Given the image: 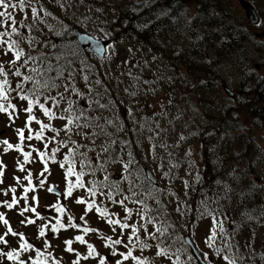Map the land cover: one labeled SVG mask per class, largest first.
<instances>
[{
  "label": "snow or ice",
  "instance_id": "6c2138e0",
  "mask_svg": "<svg viewBox=\"0 0 264 264\" xmlns=\"http://www.w3.org/2000/svg\"><path fill=\"white\" fill-rule=\"evenodd\" d=\"M49 3L65 13H69L73 6V0H49ZM155 3L156 0H133L131 11L151 9ZM171 11L170 7L162 9L157 19L169 16ZM181 15L185 17V25L191 28L192 21L184 13ZM171 18L177 24V33L184 35L179 31L178 17L173 15ZM199 18L197 14L195 19ZM208 18L211 22L218 20L219 16L213 11ZM89 19L84 17L83 21L77 19L76 22L86 25ZM52 20H56L58 26H54ZM69 27L45 6L43 0H0V114L7 117L8 127H13L21 115L24 117L23 126L14 128L17 143L13 144L7 138L0 139V185L5 183L7 168L2 157L10 151L18 154L17 170L23 174L22 177L13 176L14 186L0 187V194L6 197L0 201V208L6 210L0 211V225L4 228L0 234V264H156L157 260L161 264L165 261L167 264H195V260H200L201 264H249V261L255 264L253 258L257 255L264 264V252L257 254L254 248L256 228L253 227V222L257 227H264V205H261L258 216L243 211L239 221L224 210V205L230 204L234 193L239 197L238 206L246 209L251 197L264 193V177L253 179L246 190L241 188L236 192L233 184L242 185L251 173L241 172L238 166H233L228 173L231 183L214 181L219 186L218 190L214 187L212 195L205 194V199L199 202L191 227L188 224L182 226L189 235L181 233L172 215L175 213L182 218L191 215L193 206L188 203V192L203 181L200 166L193 159L191 145L180 159H177V150L188 144L190 138H198L203 130L196 126L197 130L192 131L190 125L195 121L190 119L185 121V131L179 133L174 143H169L168 133L170 129L175 131L187 111L201 115L199 110L195 107L180 108L169 94L167 100L160 103L158 111L138 117L134 106L139 105V97L146 98L150 94L155 98L164 77L146 79L143 70L149 66L148 61L132 63L125 59L122 63L131 67L122 71L120 76L113 77L117 89L114 93L107 80L109 73L89 63L88 58L82 56L83 49L78 44L64 42ZM139 27H147V23ZM100 31L104 32V29ZM104 35L109 36L110 33L104 32ZM212 35H220L216 44L223 47L227 36L223 35L222 25H217L212 31L202 29V34L197 35L193 42L194 46L200 50L205 37ZM79 39L91 41L95 38L81 36ZM93 51L105 53L101 60L109 63L115 55L113 43L104 48L99 40L93 45ZM128 51L133 50L129 48ZM175 54L180 55L181 49L177 48ZM155 59L153 57V62ZM205 62L216 63L211 59ZM134 68L141 71L133 72ZM222 70L231 71V63L225 62ZM123 76L127 77V83L120 79ZM180 79L183 80L182 75ZM167 83L173 85L175 79L169 76ZM205 83L200 79L190 86L197 88ZM121 85L123 93L131 98L130 104L123 109V101L117 100ZM238 99H233V103ZM146 106L153 108L152 103L146 102ZM173 107L176 112L170 114ZM121 109L123 115L118 114ZM233 117L238 120L239 114L233 113ZM162 121L165 122L164 127L161 126ZM248 128L238 123L233 135L231 129L220 125L218 136L215 130L206 133V136H216L223 142L210 145L209 153L214 154L218 147L234 142L236 136L246 133ZM145 132L147 136H144ZM247 139L255 145L256 151V157L248 166L251 168L264 157V147L252 137ZM33 141L37 144H32ZM145 141L147 149H144ZM204 147L201 144V150ZM137 150H142L140 159L137 158ZM235 155L243 158L240 153ZM142 161H151L155 165V170L160 172L159 180L167 182L163 187L151 174L144 173ZM213 163L222 166L223 157H218ZM35 164L40 167L34 181V173L28 166ZM52 166L62 170L63 190L58 186H48ZM181 167L185 168V176H191L192 181L179 176ZM177 179L184 186L183 196L172 187ZM18 189L22 194L17 195ZM40 190L60 198L46 206L47 215H42L39 210ZM78 192L81 194L77 195ZM9 194L10 199L7 198ZM63 201L82 207L78 221ZM7 211H15L22 217L21 225L36 228L39 246L29 242L23 232L13 229L6 218ZM89 214L105 222L112 235L88 226L86 217ZM204 219L210 220V227L201 243L209 251L201 248L194 239L197 221ZM244 227L252 233L245 244L249 250L247 257L241 254L236 239ZM69 230L79 234L65 238L61 244L51 242L59 240L62 231ZM90 234L98 236L106 253L86 239ZM74 243L83 246L84 251L73 247ZM57 248H61V252L70 259L66 261L64 255L58 256ZM153 249L155 251L151 255L145 254ZM190 249L197 253L195 257Z\"/></svg>",
  "mask_w": 264,
  "mask_h": 264
},
{
  "label": "rangeland",
  "instance_id": "374dc122",
  "mask_svg": "<svg viewBox=\"0 0 264 264\" xmlns=\"http://www.w3.org/2000/svg\"><path fill=\"white\" fill-rule=\"evenodd\" d=\"M105 5L95 6L94 3L87 4L85 2L80 3V0H73V6L69 10V13L63 12V16L66 17L67 20H63L62 17L59 20L64 21V23L67 22H73L75 23L74 26L77 28V26H82L83 30L86 32H89L90 34H96L98 37L107 39L109 36H105L104 32H108L111 34L108 23L106 21H110L114 13L111 11V9L107 6V3H121L123 4L126 2V0H105ZM129 2L131 0H128ZM250 3H252L257 11V14L259 15V23L252 24L249 22L248 15L246 14V10L244 6L241 3V0H187L188 6L191 8V14L193 16L196 15V8L197 5L202 6L204 10L205 5H214L219 6L220 9L225 10L228 9V16L229 19L235 23L237 30L234 29V32L231 31L229 34L234 35L235 41L231 42L232 45L224 44L223 47H218V65H217V74H218V86L215 87L216 89H212L209 92V97L204 95L199 99L197 95H194L189 87L186 86L182 81L185 77H183V80L180 79L182 72L181 71H162V65L166 64L167 59L165 56L160 55L159 53L153 52L149 47L146 49L143 48L140 44L136 43H117L114 44L115 47V55L112 57L111 62H107L104 60H99L97 55L91 56L92 64L97 65L100 71L104 72L107 71L109 75L107 76V80L109 81V86L112 87V90L114 93L117 92V89L115 88V80L113 77L120 76V73L122 71H127L128 68H130L129 65H124L122 61L124 54L126 53L127 59H130L132 63H135L136 61H148L149 66L147 68H144L143 70V76L146 79H154L156 76L164 77V79L161 81V88L157 92L156 97L153 98L150 94L145 98L143 96L139 97V105L134 106V111L136 112V115L139 117L141 115L147 114L151 115L153 110H159V106L161 102H164L167 100L168 95L171 94L177 90L178 93L186 92L188 93L184 98L181 99V97H176L175 101H177V106H179L182 109H190L192 107H195L199 110V113L201 115H195L192 111H187L183 121H189L190 119H194V127L195 126H201L205 125L208 126V119L212 114H217V110L219 111L223 106L230 105L235 109V113L239 114L240 123L243 125L249 126L248 131L244 134L238 135L236 141H238V144L236 145L237 152L232 151L229 154L230 160L228 161V166L232 168L235 164L238 166V170L241 172H250L251 175L248 176V178L244 181L246 183H250L253 179L260 180L261 177H264V157H262L255 167L249 168V164L253 161V159L256 157V151H255V145L248 142L247 134L249 137H252L261 147H264V0H246ZM45 6L50 11L62 12L59 7L55 6L53 3H49V0H43ZM122 7H125V5H120ZM89 8H91V11H89ZM188 8V7H186ZM96 9H102V12H97ZM203 16L207 18V16L202 12ZM84 17H88L89 22L85 25L84 23H77V19L83 21ZM18 19L21 17L18 15ZM54 26L57 25L56 20L51 21ZM81 27V28H82ZM104 29V32L100 31V29ZM228 34V30H225ZM223 30V33L225 32ZM184 38V37H183ZM182 38V39H183ZM220 35H218V40L220 39ZM54 39V38H53ZM56 40V39H54ZM215 42V41H214ZM131 48L133 51L129 52L128 49ZM212 49H209L211 51ZM208 51V50H207ZM153 57H155V61L153 62ZM225 62H230L232 65V70L229 72L223 71V66ZM136 70L141 71L140 68H137ZM251 70V71H250ZM134 72V70H133ZM173 77L175 79V83L173 85H169L167 83V77ZM120 79L124 80L125 83H127V77L123 76L120 77ZM172 86L174 89H172ZM224 86H228L234 91V99L239 98L236 103H233V99L229 98L228 95L224 91ZM211 89V88H210ZM118 101H123V106H128L130 104L131 98L126 96L123 93V85H121V88L119 90V93L117 95ZM147 103H152L153 108H148L146 106ZM209 102V106H205L204 104H207ZM203 103V104H202ZM197 105H200L199 107ZM143 106V107H141ZM118 113L119 115H123V110ZM176 110V108H175ZM170 114L171 109H170ZM24 117L21 115V118L16 121L15 125L13 127H8V120L7 117L0 114V139L7 138L9 141L13 144L17 143V136L15 134L14 128L15 127H22L23 126ZM210 122V121H209ZM185 122H181L180 128L183 129V124ZM133 126V125H130ZM161 126L164 127V123L161 122ZM194 127L191 129L192 131H195ZM181 131L176 128L175 131L169 130L168 133V141L169 143H174L176 139L178 138V135ZM148 133L145 132L144 136H147ZM235 135V134H233ZM204 135H201L200 138L203 139ZM201 139L196 138H190L188 144H185V146L181 147L177 150V159H180L183 157L184 151L187 149L189 144L191 145L192 151H193V159L196 161V163L200 166V174L201 176L205 175V172L207 170H212L214 173H216L218 177V163H213L214 161H217L218 157H227V152L224 154L218 156V150L215 153L213 162H211L212 166H207V163L204 162L205 158V151L204 149L201 150ZM141 140H143V137H141ZM32 144H37V142L33 141ZM218 145V143L214 144ZM234 146V143H233ZM148 144L145 141L144 142V149H147ZM28 150V149H26ZM142 151V150H141ZM202 151V156H201ZM141 153V152H140ZM235 153H240V156L243 157L242 159L238 158ZM18 154L15 151H10L8 154L4 155L2 157L3 163L7 166L5 170V183L3 185H0V187L7 188L8 186H14L15 181L13 179V176H20L22 177V173H20L17 170L16 165V158ZM22 159V156L20 157ZM34 173V181H35V175L37 172V169L40 167L38 164L35 165H29L28 166ZM144 170L145 168H150L156 178L157 181H159V185L163 187L167 182L166 181H160V172L155 170V165L151 161L144 162L143 164ZM186 167V165H185ZM210 171V172H211ZM179 176L182 178H186L189 181H192L191 176H185V168L181 167L179 170ZM48 186H58L61 190L64 188V183L62 179V170L59 168L52 166V174L49 176L48 180ZM196 184L194 185V187ZM172 187L175 189L177 193H179L181 196L184 195V186L180 179L175 180ZM242 186L238 188V192L241 190ZM22 194V190L18 189L17 195ZM81 193H77V195H80ZM40 198V207L39 210L41 211L42 215H47V208L46 206L56 202L59 197H57L55 194L47 193L44 190H40L39 193ZM194 191L189 190L188 192V203L194 204L197 200L194 199ZM11 194H9L8 199H10ZM239 198V197H238ZM6 199L2 194H0V201ZM252 203L248 206L251 210H255V208H259L260 205H264V193H261L260 198H250ZM256 201L258 202L256 204ZM65 204H68L69 208L71 209V212L76 217L77 221L79 219L80 214L82 213V207L74 205L71 201H63ZM200 200L197 202V205L199 204ZM194 206V205H193ZM171 207V206H170ZM194 209V208H193ZM244 211H248L247 208L243 209ZM0 211H6L3 208H0ZM177 221H179L181 226H177L178 230L183 233L185 236H188L189 233L184 231V228L182 227L185 224H188L191 227V221L194 219V217L197 215V213L194 214L192 211L191 215L188 217H179L175 213H173ZM6 218L9 219L10 224L12 225L13 229L17 232H23L26 236V238L29 240V242L37 244L39 246V241L36 240V228L34 226H27L20 224V220L22 217H20L15 211H7L6 212ZM88 220V226L101 229L104 234L106 235H112V233L109 231V227L106 225L105 222H102L98 220L96 215L89 214L88 217H86ZM210 227V220L204 219L197 221V226L195 228L194 233V239L196 244H199L201 248H204L205 251H209L203 243H201L202 239L206 236L208 229ZM4 231V228L2 225H0V234ZM257 236L255 238L256 244L264 249V227H260V229L257 232ZM76 233L72 230H69L68 232L62 231L60 233V239L56 240L53 239L51 242L53 244H61V241L65 238H70L74 236ZM86 239L89 240V242L93 243L98 250H100L102 253H106V250L101 246V240L98 238L96 234H90L86 237ZM13 246H15V240L13 239ZM73 247H79L80 250L83 252L84 248L83 246H78V244L73 245ZM154 249L151 250L149 253H145L146 255H151L154 253ZM56 254L64 255L61 252V248L56 249ZM65 260L67 261L70 259L67 255H64ZM158 264H161L160 260L156 261ZM8 264V262H6ZM164 264H167L165 261Z\"/></svg>",
  "mask_w": 264,
  "mask_h": 264
},
{
  "label": "trees",
  "instance_id": "16d2710c",
  "mask_svg": "<svg viewBox=\"0 0 264 264\" xmlns=\"http://www.w3.org/2000/svg\"><path fill=\"white\" fill-rule=\"evenodd\" d=\"M85 3L90 4L94 3L95 6L105 5V0H84ZM133 4V0L130 2L126 0L123 4L121 3H107V6L111 9V11L114 13L111 20L108 22V28L111 32L110 36L107 37L109 40V43H136L140 44L143 48L149 47L153 52L159 53L162 56H165L167 59L166 64L162 65V71H181L182 76L185 77L182 81H187L186 86L190 88L192 93L194 95H197L198 98H201L204 95L209 97V92L212 89H216L215 87L218 86V74H217V65H218V47L216 42L218 41V35H212L211 37H205V41L201 46V49L198 50L194 46V41H196V37L199 34H202V29L207 28L209 31H212L217 25H222L223 30H228V34L226 31L223 33V35L227 36L226 44L232 45L233 41H235L234 35H229L231 31L234 32V29L237 30L236 25L234 22H232L229 19L228 16V9L222 10L219 8V6L214 5H205V10L203 8V5L199 8H196V15L193 16L191 14V8L187 4V0H156V3L153 4L151 9H144L140 12H132L131 7ZM120 5H125V7H122ZM171 8V13L167 17H161L157 19L158 14L162 9L167 10L168 8ZM188 7V8H186ZM216 12L219 16V19H214L211 22H209V14L211 12ZM54 15L60 19L62 17L63 20H67L66 17H64L62 14L63 12H58L59 15L55 13V11H52ZM202 12L207 16H203ZM181 13H184L188 20L192 21L191 28L187 27L185 25V17L184 15H181ZM199 14V19H195V17ZM175 15L178 17V26L179 31L181 33H184V35H180L177 33V24L173 22L172 16ZM147 23V27L141 28L140 25H144ZM67 25H69V34H67L64 38V42H73L78 44L75 34H74V24L73 22H67ZM82 26H77V29L83 30ZM84 31V30H83ZM184 37V38H183ZM57 40L59 43V39L53 37ZM183 38V39H182ZM215 41V42H214ZM79 45V44H78ZM79 48L82 49L79 45ZM179 48L181 49V54L176 55L175 50ZM209 49H212L209 51ZM208 50V51H207ZM93 54L88 52L87 50L83 49L82 56H85L88 58L89 63H92L91 56ZM99 60H101V57H97ZM123 59H127L126 53L123 56ZM211 59L213 61H216V63L213 64H207L205 61ZM131 67V66H130ZM96 68L98 66L96 65ZM137 68H134V72H139L136 70ZM203 79L206 81V83L202 86H199L197 88H193L190 85L195 84L197 80ZM211 88V89H210ZM172 89L174 87L172 86ZM188 93L181 92L178 93L177 90H175L172 93V97L174 98V101L176 97L184 98ZM175 104L177 105V101H175ZM203 104V103H202ZM205 106H209V102L207 104H204ZM198 107L200 105H197ZM176 110L175 107L171 108V113L175 114ZM233 113H235V109L230 106H223L219 111L217 110V114H212L209 117L208 126L201 125L199 126L200 129L203 131L201 132V135H204L203 139H201V143L205 146V158L204 162L207 163V166H212L211 162H213L214 154H210L208 151V147L210 145H214L216 143L222 144V141H218L216 136H206V133H211L214 130L217 133V136L220 132V125H223L225 129H231L233 131V134H235V127L240 123V118L238 120L233 117ZM186 121V120H185ZM185 121H180L185 122ZM163 122V121H162ZM164 126H165V122ZM130 126V125H129ZM198 126V125H197ZM191 129L194 127V124L190 125ZM180 131H185V129L180 128V124L177 125V127ZM195 131L197 130L196 126L194 127ZM238 136H236L237 139ZM247 134V138H248ZM196 138V139H198ZM234 140V142L228 143L224 147H218V156L224 154L227 152V157L223 158V165L220 166L218 164V177L216 173H214L211 168V172L207 170L205 172V175L202 176V184H196L194 187V199L197 200L193 206V212L194 214L196 212L197 202L200 200L205 199V194L207 196L212 195V189L215 187L217 190L219 186L214 184V181L220 180V181H228L231 183L228 177L229 171L233 168H230L227 164L230 160L229 154L234 151L237 152L236 145L238 144V141ZM234 143V146H233ZM250 144V143H249ZM185 146V145H183ZM182 146V147H183ZM140 152L141 150H137V158L140 159ZM142 164H144V161H142ZM236 166V164L234 165ZM248 183L244 182L242 185V188L245 190L247 189ZM240 186H237L236 184H233V187L236 189V192H238V188ZM260 194H257L253 196L254 198H260ZM189 199V197H188ZM238 196L234 193L232 196V200L230 204L224 205V210L230 214V216L239 221L241 219V213L244 211L241 207L238 206ZM252 201L249 199L246 208L248 212H251L252 215L258 216L261 211V205L259 208H255V210H251L248 206L251 204ZM258 202L256 201V204ZM215 207V205H212ZM172 220L175 222L177 226H181L179 221L175 218L174 215H172ZM264 223V221H262ZM253 227L256 228V236L257 232L260 229V227H257L255 223L253 222ZM252 237L251 230L248 227H244L239 234L237 235L236 239L238 240L240 244V252L242 255L247 257L249 255V250L245 247V244L248 240H250ZM256 238V237H255ZM254 248L257 254L264 252L263 248H260L256 241L254 242ZM255 261V264H262V261L259 258V255L253 258ZM196 264V261H195ZM249 264H251V261H249Z\"/></svg>",
  "mask_w": 264,
  "mask_h": 264
},
{
  "label": "water",
  "instance_id": "95a60500",
  "mask_svg": "<svg viewBox=\"0 0 264 264\" xmlns=\"http://www.w3.org/2000/svg\"><path fill=\"white\" fill-rule=\"evenodd\" d=\"M242 5L246 8L247 15H248L250 21L251 22H256L258 20L257 19L258 15H257L256 10L254 9V7L250 3L246 2V1H242ZM74 33H75V37H76L79 45L82 48L87 49L89 52H91L93 54H97V53H95L93 51V45L95 44L96 40H99L101 46L104 47V48H107V45L109 43L108 40H105V39H102V38H97V37H95L92 34L87 33V32H83V31H80V30H75ZM81 36L94 37L95 39L91 40V41H87V40L82 41V40L79 39ZM97 55L101 57V56L105 55V53H99ZM225 90L230 96H233V92H231V90H229L228 88H225ZM146 174H151V176L154 177V175H153V173H152V171L150 169H146ZM192 253H193L194 256L197 255V253L195 251H192ZM198 264H201L200 260H198Z\"/></svg>",
  "mask_w": 264,
  "mask_h": 264
},
{
  "label": "flooded vegetation",
  "instance_id": "af4514ba",
  "mask_svg": "<svg viewBox=\"0 0 264 264\" xmlns=\"http://www.w3.org/2000/svg\"><path fill=\"white\" fill-rule=\"evenodd\" d=\"M259 21H260V20H259ZM259 21H258L257 23H259ZM257 23H255V24H257ZM255 24H254V25H255Z\"/></svg>",
  "mask_w": 264,
  "mask_h": 264
}]
</instances>
